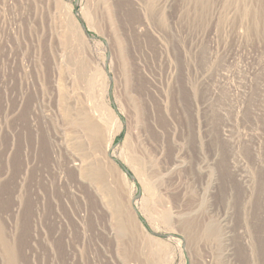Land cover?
<instances>
[{
	"label": "rangeland",
	"instance_id": "obj_1",
	"mask_svg": "<svg viewBox=\"0 0 264 264\" xmlns=\"http://www.w3.org/2000/svg\"><path fill=\"white\" fill-rule=\"evenodd\" d=\"M0 264H264V0H0Z\"/></svg>",
	"mask_w": 264,
	"mask_h": 264
}]
</instances>
